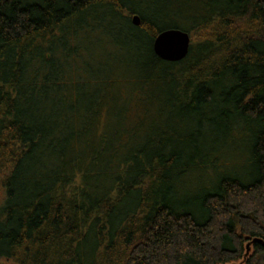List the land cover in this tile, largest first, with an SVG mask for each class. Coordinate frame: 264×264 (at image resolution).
Returning <instances> with one entry per match:
<instances>
[{
  "label": "trees",
  "instance_id": "16d2710c",
  "mask_svg": "<svg viewBox=\"0 0 264 264\" xmlns=\"http://www.w3.org/2000/svg\"><path fill=\"white\" fill-rule=\"evenodd\" d=\"M242 259L264 264V0H0L3 264Z\"/></svg>",
  "mask_w": 264,
  "mask_h": 264
},
{
  "label": "water",
  "instance_id": "95a60500",
  "mask_svg": "<svg viewBox=\"0 0 264 264\" xmlns=\"http://www.w3.org/2000/svg\"><path fill=\"white\" fill-rule=\"evenodd\" d=\"M132 21L137 24V16H133ZM190 46L189 34L181 29L171 28L159 32L153 42L154 53L162 60L176 62L183 59Z\"/></svg>",
  "mask_w": 264,
  "mask_h": 264
},
{
  "label": "rangeland",
  "instance_id": "374dc122",
  "mask_svg": "<svg viewBox=\"0 0 264 264\" xmlns=\"http://www.w3.org/2000/svg\"><path fill=\"white\" fill-rule=\"evenodd\" d=\"M248 252H249V248H248V246H247L245 254H247ZM3 263H4V261L2 262V261L0 260V264H3ZM227 264H244V259L239 260L238 262L227 263Z\"/></svg>",
  "mask_w": 264,
  "mask_h": 264
}]
</instances>
